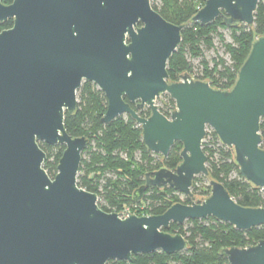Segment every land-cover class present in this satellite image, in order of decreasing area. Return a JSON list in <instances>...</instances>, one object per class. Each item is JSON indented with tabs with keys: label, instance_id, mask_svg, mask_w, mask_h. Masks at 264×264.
Instances as JSON below:
<instances>
[{
	"label": "water",
	"instance_id": "water-1",
	"mask_svg": "<svg viewBox=\"0 0 264 264\" xmlns=\"http://www.w3.org/2000/svg\"><path fill=\"white\" fill-rule=\"evenodd\" d=\"M258 1L205 0L190 22L204 26L221 17L227 28L252 27ZM7 19L12 26L0 31V264H107L155 251L172 254L187 240L167 229L188 219L211 216L243 231L264 226V208L239 205L209 177L202 149L209 127L231 150L241 177L264 189V33L251 43L233 85L220 90L188 72L168 81L167 61L183 25L164 19L150 0H0V23ZM83 81L106 98L102 123L129 115L147 150L166 156L174 142L182 146L174 169L144 174L133 201L154 186L170 187L190 204L120 218L78 186L87 139L67 133L64 113L75 110ZM162 94L175 104L169 117L155 104ZM144 107L146 117L138 113ZM40 141L64 146L53 177L42 166ZM200 174L209 193L194 202L192 181ZM219 254L228 264H264V240Z\"/></svg>",
	"mask_w": 264,
	"mask_h": 264
},
{
	"label": "trees",
	"instance_id": "trees-1",
	"mask_svg": "<svg viewBox=\"0 0 264 264\" xmlns=\"http://www.w3.org/2000/svg\"><path fill=\"white\" fill-rule=\"evenodd\" d=\"M2 2L8 4L12 0ZM204 2L205 0H150L152 8L164 19L183 25L181 41L167 61L168 81H177L179 74L192 72L193 66L186 58V54L190 52L194 56H200L198 73L194 77L207 81L213 88L226 90L233 85L251 43L264 33V0L258 1L252 27L241 24L229 28L222 23L221 17L204 26L190 22L192 15ZM11 25L12 20H8L0 24V29ZM221 29L229 31L230 41L225 40ZM214 37H217L227 58L215 55L207 60L203 55L204 49H214ZM76 97L75 110L64 113V127L72 137L84 136L87 139V146L81 152L77 184L96 193L100 209L117 213L125 206L143 203L147 214L158 215L175 202L190 203L191 199L187 196L184 200H179L178 192L170 187L158 189L154 186L146 188L139 201H133V191L144 182L146 172L160 166L175 168L181 160V144L174 142L168 154L160 157L147 150L141 140L140 126L129 115L118 116L107 124L101 122L106 109V98L94 83L83 81L77 89ZM163 97L158 108L169 117L175 104L167 94ZM139 114L148 116L149 108L141 109ZM259 132L260 147L264 149V117L260 119ZM38 145L45 153L42 166L48 176L53 177L64 146L49 145L41 141ZM202 149L207 158L209 177L221 182L236 203L243 207L264 208V189L252 186L241 177L231 150L220 143L209 127H206ZM201 179L206 180L203 175ZM197 180L198 177H194L191 190L195 197H200L199 201L208 195L209 186L205 184L198 187ZM167 231L182 234L187 240V247L172 254L155 251L134 255L130 261L109 260L107 264H228L226 258L219 254L222 248L245 247L260 239L264 240V226L243 231L211 216L188 219L181 224L171 223Z\"/></svg>",
	"mask_w": 264,
	"mask_h": 264
},
{
	"label": "rangeland",
	"instance_id": "rangeland-1",
	"mask_svg": "<svg viewBox=\"0 0 264 264\" xmlns=\"http://www.w3.org/2000/svg\"><path fill=\"white\" fill-rule=\"evenodd\" d=\"M221 30H222V33H223V36H224L225 40L226 41H230L231 38H230L229 31L227 29H221ZM213 43H214V49H210V50H205L204 49L203 50V47L201 46V49L203 50V55L206 57V59L207 60H211V58L214 57L215 55H219V56H222L223 58H227V55L223 52L222 47H221L220 42L218 41L217 37H214ZM186 58L193 66L192 72H190V74H191L192 78L196 79L194 76L196 75V73H198L197 72V65H198V63L200 61V56H194V55L190 54V52H189V53L186 54ZM163 95H165V94H162L161 96H159L155 100V104L157 106H159L161 104V101L164 99ZM161 156L162 155H160V157ZM107 175H110V174H107ZM196 177H198V180L196 181V185L198 187H201V186H203L205 184L208 185L207 179L206 180L201 179V177H202L201 174L197 175ZM177 194H178L179 200H181V201L184 200V198H185L184 194H181V193H177ZM198 199H199L198 196L195 197L194 202H198ZM190 203H191V201H190ZM190 203H184V204H190ZM123 209H128V210H130V212H132L131 214H134V215H137V216H147V215H149L144 210V204L143 203H141V204L137 203V204H134L132 206H125ZM123 209H121V210H123ZM171 233L174 234L176 232H171Z\"/></svg>",
	"mask_w": 264,
	"mask_h": 264
},
{
	"label": "built area",
	"instance_id": "built-area-1",
	"mask_svg": "<svg viewBox=\"0 0 264 264\" xmlns=\"http://www.w3.org/2000/svg\"><path fill=\"white\" fill-rule=\"evenodd\" d=\"M117 213H118V216H119L120 218H125V217L128 216V213H132V212H130V210H128V209H123V210H120V211L117 212Z\"/></svg>",
	"mask_w": 264,
	"mask_h": 264
},
{
	"label": "flooded vegetation",
	"instance_id": "flooded-vegetation-1",
	"mask_svg": "<svg viewBox=\"0 0 264 264\" xmlns=\"http://www.w3.org/2000/svg\"><path fill=\"white\" fill-rule=\"evenodd\" d=\"M1 1H2V0H1ZM2 3H3V2H2ZM10 3H11V2H10ZM4 4H6V3H4ZM8 4H9V3H8ZM8 20H12V19H7L6 21H8ZM6 21H4V22H6ZM4 22H2V23H4ZM2 23H0V24H2ZM11 26H12V25H11ZM8 28H9V27H8ZM3 29H7V28H5V27L3 28V27H2V28L0 29V31L3 30ZM191 77H192V76H191ZM178 80H179V78H178ZM178 80H177V81H178ZM142 109H144V108H142ZM139 111H140V110H139ZM139 111H138V113H139ZM139 115H140V114H139ZM140 116H141V115H140ZM143 117H145V116H143Z\"/></svg>",
	"mask_w": 264,
	"mask_h": 264
}]
</instances>
